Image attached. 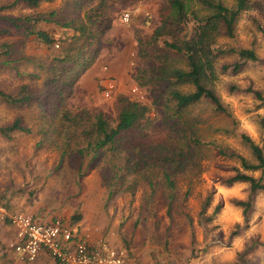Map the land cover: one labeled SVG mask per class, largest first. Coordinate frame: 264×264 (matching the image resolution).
<instances>
[{
    "label": "rangeland",
    "instance_id": "374dc122",
    "mask_svg": "<svg viewBox=\"0 0 264 264\" xmlns=\"http://www.w3.org/2000/svg\"><path fill=\"white\" fill-rule=\"evenodd\" d=\"M12 1L0 0V7L9 6L0 9V48L10 44L16 47L12 55L15 62L11 64L9 56L7 63L0 64V88L11 92L20 84H28L29 91L36 95L45 78L39 62H49L62 40L76 32L49 22L42 26L54 44L27 37L24 28L28 23L19 17L54 9L60 13L66 0L40 1L36 7L24 1L10 7ZM222 1L227 6L234 4V0ZM108 5L111 27L100 48L98 69L93 67L79 78L63 106L70 110L71 122L77 123L54 122L49 134L56 141H42L37 130L36 99L16 105L0 101V124L20 116L22 123L32 128L30 133L15 131L11 138L0 134L3 205L9 208L13 199L22 207L31 211L43 209L71 225L79 224L80 219L104 224L101 235L110 245L125 249L129 264H264V191L251 195L247 182L225 183L234 174L231 167L242 169L240 160L229 154L231 151L254 162L240 132L258 144L264 135L260 124L264 103L254 93L259 91L264 96V0H248V8L237 17L234 35L221 34L216 38V45L221 48H249L257 55L255 61H244L235 53L220 54L215 59L212 88L225 111L201 98L182 110L177 124L182 127L181 122H187V129L178 134L167 125L174 119L164 117L167 108L163 88L140 76L150 75L162 66L188 67L184 54L165 46L166 38L157 42L149 39L162 16L169 13L167 0H111ZM190 6L204 12L196 0H191ZM124 12L130 13L127 23L121 19ZM23 53L30 55L31 60H26ZM235 62H242L236 70ZM223 65L228 67L223 69ZM107 81L114 84L109 98L104 95ZM133 86H138L144 96L139 99L148 108L145 115L133 128L116 137L113 150L106 145L100 150L101 155L91 160L90 150L78 152V146L95 138L90 116L102 113L114 124L120 97L138 98L132 92ZM179 89L192 91L194 86L186 83ZM155 99L158 104L153 103ZM85 129L91 130L90 134L80 133ZM182 131L187 135L193 132L198 143L191 144L184 169L172 175L175 184L170 190L157 166L151 165L150 156L162 153L157 152V145L165 149L177 147L183 141ZM68 138V142L64 141ZM140 146L147 154L148 165L131 168L120 179L113 164H126L128 158L129 166H134L130 155ZM252 175L258 177L260 171ZM262 176L264 180V173ZM111 180L117 185L123 181L112 195ZM207 196L208 204L202 210ZM235 201H247L249 206L244 210ZM218 204L220 207L215 210Z\"/></svg>",
    "mask_w": 264,
    "mask_h": 264
},
{
    "label": "trees",
    "instance_id": "16d2710c",
    "mask_svg": "<svg viewBox=\"0 0 264 264\" xmlns=\"http://www.w3.org/2000/svg\"><path fill=\"white\" fill-rule=\"evenodd\" d=\"M18 1H24L29 6L36 7L40 1L50 0H14L10 3V7ZM110 1L66 0L60 13L54 9L45 13L35 12L19 17L22 22L28 23L26 27L24 26V35L27 37L33 36L37 41L47 45H52L55 41L42 26L44 23H59L62 26L61 28L67 27L69 29L71 27L76 32V34L74 33L62 40L61 45H59L60 49L52 53L49 62H39V69L45 72V78L42 87L36 95H34V92L29 91L28 84H20L17 89L11 92L0 88V101L8 105L30 104L33 99H36V108L39 111L37 130L42 134V141L46 140L52 143L56 141V138L49 134V131L54 128V122H64L66 120L70 122L68 125L77 123L71 122L73 116H70V110L63 108V106L66 96L72 94V89L79 78L93 67H95V70L98 69L97 58L100 54V48L111 27V18L107 11ZM196 1L201 5V9H204V12L201 13L197 8L193 9L190 6L191 0H167L169 13L162 16L160 23L155 26L149 37L152 42L166 38L163 41L167 48L185 55L188 62L187 69L178 67L167 69L162 66V68H157L150 72V75L140 74L141 78L146 77L151 83H159L163 88L162 92L166 95L165 108H167L165 110L167 114L164 113V117L174 119V123L169 122V125L167 122L166 124L175 133L177 132L176 134L180 130L187 129L185 128L187 122H181L182 127L177 124L182 119V110L196 103L201 98L209 99L217 110L225 111V106H223L212 88L213 81L216 78L214 62L220 54L235 53L239 59L244 61H255L257 59L253 49L221 48L216 45V38L219 35L225 34L229 37L234 35L237 17L242 10L248 8V0H234L232 6H227L222 0ZM5 7L8 8L9 6H1L0 9ZM190 22L191 26L188 27ZM189 29L190 32H188ZM15 48V44L0 48V57H5L0 60V64L7 63L9 56L10 63L15 62V59L12 58ZM25 59L31 60L30 55L26 54ZM241 64L242 62H235L233 69H238ZM227 67V65L222 66L223 69ZM140 72L141 69L138 68V74ZM145 72V70H142V73ZM186 83L193 84L194 89L192 91L179 89L180 85ZM254 93L257 99L264 103V96L259 91H254ZM153 103L158 104L159 101L155 99ZM145 105L141 103L139 97L136 100L120 97V109L114 124H111L102 113L91 115L90 118L93 122L92 133L95 138L88 140L83 146H78L77 151L90 150L92 152L91 160L101 155L102 152L100 150L106 145L112 146L111 149L113 150L116 137L121 132L133 128L145 115L148 110ZM168 110L170 113H168ZM260 124L264 134V118L261 119ZM15 131L30 133L32 128L24 125L20 116H16L11 122L0 124V134L5 138H11ZM90 132L91 130L87 129L80 131L81 134L85 133L86 135L90 134ZM56 133L57 135L59 134V132ZM181 137L183 141L177 147L165 149L163 145H157V152L161 151L162 153L150 156L153 161L151 165L157 166L158 173L164 177V183L170 190L175 184V179L172 178V175L176 172L178 173V170L184 169L185 156L187 154L191 155V144L198 143V139L193 132L190 135L183 132ZM240 137L251 150L254 162L231 151L229 154L236 156L240 160L242 169L231 167L234 174L226 178L225 183L247 182L250 194L253 195L257 191H264L262 176L264 173V135L261 144L253 141L245 132H240ZM69 138L64 141L67 140L68 142ZM38 143L40 144L41 142ZM220 152L224 153L223 150ZM130 156L134 160V166H129L128 158L126 164L118 163L117 166L114 164L112 166L113 170L115 169L116 171L115 174H119L118 177L120 179L122 178L120 175L128 172L131 168L143 169L142 165H148L145 160L147 154L142 146ZM257 170L260 171V175L255 177L252 172ZM121 183L119 180L117 185L115 180H111V183H109L111 195L118 191L117 189ZM208 201L209 197L207 196L202 210L205 209ZM235 203L243 206L244 210L249 206L247 201H235ZM219 207L220 204L215 207V210Z\"/></svg>",
    "mask_w": 264,
    "mask_h": 264
},
{
    "label": "built area",
    "instance_id": "2783aa9c",
    "mask_svg": "<svg viewBox=\"0 0 264 264\" xmlns=\"http://www.w3.org/2000/svg\"><path fill=\"white\" fill-rule=\"evenodd\" d=\"M121 19L127 23L130 13L124 12ZM105 89L104 95L109 98L114 89L113 82L107 81ZM131 89L140 99L143 98L138 86ZM0 213L8 218L14 229L16 239L11 247L20 261H33L41 250H46L60 264H127L126 255L122 251L110 247L106 242L89 246L87 235L78 236L61 219L43 223L22 211L8 214L1 200Z\"/></svg>",
    "mask_w": 264,
    "mask_h": 264
},
{
    "label": "crops",
    "instance_id": "0c3cea01",
    "mask_svg": "<svg viewBox=\"0 0 264 264\" xmlns=\"http://www.w3.org/2000/svg\"><path fill=\"white\" fill-rule=\"evenodd\" d=\"M2 202V201H1ZM12 205H9V208H6L5 210L8 214H12L18 211H22L28 214H31L35 219H37L40 222L43 223H50L55 219H61L56 216H52L47 214V211H44L43 209L37 210L35 208L34 211L29 210L26 207L20 206L16 201L12 199L11 201ZM37 210V211H36ZM2 213H0V264H60L56 260H54L50 254L46 250H41L39 254L37 255L36 259L30 262H23L16 258L13 248L11 247L12 242L15 241V232L12 226L8 222V218L5 216H1ZM44 216V217H43ZM79 217H77V220ZM64 221L65 224L70 226L72 229L75 230L76 234L78 236L87 235L88 238V244L91 247L97 246L101 242H106L110 247L115 248L119 251H122L125 255V249H122L121 247L110 245V242L104 238L102 234V230H104V224H95L93 221L90 220L87 222L85 219H81L76 223L75 225H71L69 222L65 221L64 219H61ZM127 258V255H126ZM127 264L128 259H127Z\"/></svg>",
    "mask_w": 264,
    "mask_h": 264
}]
</instances>
